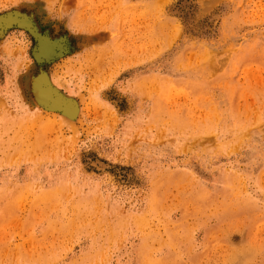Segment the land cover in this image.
I'll return each mask as SVG.
<instances>
[{
    "label": "rangeland",
    "instance_id": "obj_1",
    "mask_svg": "<svg viewBox=\"0 0 264 264\" xmlns=\"http://www.w3.org/2000/svg\"><path fill=\"white\" fill-rule=\"evenodd\" d=\"M0 264H264V0H0Z\"/></svg>",
    "mask_w": 264,
    "mask_h": 264
}]
</instances>
